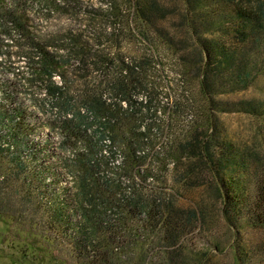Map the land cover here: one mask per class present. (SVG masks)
Here are the masks:
<instances>
[{
  "label": "trees",
  "instance_id": "16d2710c",
  "mask_svg": "<svg viewBox=\"0 0 264 264\" xmlns=\"http://www.w3.org/2000/svg\"><path fill=\"white\" fill-rule=\"evenodd\" d=\"M28 2L0 0V56L10 52L5 46H18L9 55L12 63L30 68L24 82H45L56 106L69 110L73 97L65 90L74 82H68L66 68L74 62L86 108L71 117L58 113L53 121L68 143L85 141L86 153L70 163L81 170L71 171L77 172L83 215L72 229L60 197H55L58 204L46 197L47 203L35 186L33 177L46 164L45 149L20 101L11 104L12 115L0 108L1 212L12 216L33 209L39 214L47 204L41 221L71 237L75 264H129L130 253L138 254V264H201L203 259H189L182 239L208 215L207 207L200 202L185 207L179 199L180 183L197 187L202 179L211 181L234 235L243 227L262 234L256 253L254 245H235L239 263L251 264L256 255L264 262V149L224 136L217 117L223 112L264 117V97L223 98L255 87L264 77V0H128V27L61 28L44 36L31 30ZM38 2L50 13L82 6L80 0ZM111 6L118 17L122 6L117 0ZM175 14L177 27H165ZM20 38L24 41L14 44ZM139 42L152 48L151 55L132 53ZM162 44L166 49L156 51ZM162 54L171 58L179 76L174 85ZM157 69L168 91L156 79ZM203 114L207 119L199 121ZM105 147L120 158L116 170L129 182L124 193L120 178L97 174L101 167L95 153ZM108 191L119 193L109 196Z\"/></svg>",
  "mask_w": 264,
  "mask_h": 264
},
{
  "label": "rangeland",
  "instance_id": "374dc122",
  "mask_svg": "<svg viewBox=\"0 0 264 264\" xmlns=\"http://www.w3.org/2000/svg\"><path fill=\"white\" fill-rule=\"evenodd\" d=\"M38 1L32 3L29 0L26 5L27 14L31 16V30L35 34L41 33L43 36L45 33L53 34L61 28L78 30L83 27H128L126 17L127 7L125 6L128 0H117L123 9L118 17L110 13L113 0H80L81 2L79 3H82V6L81 4L80 6L76 4L77 8L75 12L54 10L52 13L48 12V9ZM183 7L184 4L181 5V8ZM92 9L98 11H93ZM114 13L117 15L118 12L115 10ZM178 19L179 15L175 14L169 19L165 27H177ZM23 41L20 38L14 40V44L20 45L19 43ZM162 45L156 51L163 52L166 49V45ZM4 49L10 52L19 50L18 46H5ZM10 52H6V54L0 56V108L4 109L7 114L11 113L12 115L11 104L19 101L23 103L22 109L24 108L28 112V121L37 129L32 128V130H35L33 132L35 139L40 141L42 147L45 149V161L44 159L42 161L46 162V164L43 165L44 168L37 175L35 173L36 177L33 175L34 184L35 186H39L41 191L43 190L45 193L44 200L47 203L46 197L51 198V202L57 204L59 201L55 200V197H60L59 200L67 207L66 219L71 222L72 229H74L79 225L83 211L78 200L77 190H79V182L77 172H75V175L71 170H79L80 172L81 170L77 165L71 168L70 163H74L75 158L86 153L85 141H77L74 138L73 142L68 143L64 139L65 134H63L62 127L56 126V122L54 123L53 119L57 117L58 113L59 115L63 113L71 117L73 111L79 107L85 110L86 107L81 96L85 94V86H81L80 78H75L74 62L69 63L66 68V74L70 77L68 82H74V85L68 84L65 92L69 93L70 97H73L72 101H70L73 107L71 110H69L70 107L69 109H60V106L57 107L54 103L53 96L47 94L45 82H41L40 80L32 84H29V81L24 82V77L31 76V70L27 68L25 63L19 62L20 65L12 63L15 60L13 57L10 61ZM144 52L151 55L153 51L151 47L143 45L140 42L136 46H133V54L141 55ZM15 57L16 61H18L17 56ZM127 59L130 60L129 57ZM161 59L166 62V77L174 85V81L176 80L177 82L179 76L175 74L173 63L168 62L171 58L166 54H162ZM157 71L158 69L155 71L156 73L154 72L156 79L161 81L163 91H168L166 78L160 80L161 76ZM55 79L57 82L62 81L58 76H55ZM78 81L79 86L76 84ZM194 83L190 85H192V89L196 92L198 85ZM254 96L264 97V77L257 82L255 87L241 93H229L223 96V98L232 101ZM64 99L67 100L68 96L64 95ZM217 117L223 126L222 134L224 136L235 139L240 144L253 145L261 150L264 149V117L259 118L238 112H223L218 114ZM206 119L207 116L205 114L202 117L198 115L199 121ZM12 139L11 137L9 141ZM51 153L52 158L49 157ZM95 158L99 161L101 167L97 174L104 178L114 176L120 178L122 193L126 192L128 189L126 185L129 182L127 178L122 175L120 176L119 168L116 170V165H118L120 160L117 154H112L110 149L105 147L95 153ZM200 181L203 185L197 187L190 186L187 183H180L182 198L179 199V204L191 207L193 203L200 202L203 206L207 207L208 212V215L205 216L202 222L198 223L197 228L189 235V238L186 236L184 240L182 239L183 250L187 253L189 259L192 257L199 259V261L203 259L201 264H240L236 258L235 245L240 247L254 245L253 251L256 253L258 250L256 244L260 242L262 234L256 228L243 227L234 235L235 233L229 228L222 216L218 197L213 192L214 188L210 186L211 184L209 185L211 181L202 179ZM46 183L49 185H46ZM177 184V182L175 184L173 181V185L176 186ZM170 186L172 185H168L167 187ZM118 193V191L113 193L108 191L107 195L116 196ZM44 205L40 210H37L40 211L39 214H36L31 209L30 212L24 213L14 211L11 216L4 214L0 210V264L76 263V252L69 240L71 237H68L66 233L63 234L61 229L51 230L48 228L47 222L41 221L45 218L43 214L46 215V208L48 207L47 204ZM55 210L56 206L53 210L49 211V214H54ZM234 238H237V241ZM216 245H219V247ZM260 259L256 255L251 259V264L253 262V264H264V262L261 263ZM127 261L129 264L140 263L138 254L132 253L128 255Z\"/></svg>",
  "mask_w": 264,
  "mask_h": 264
}]
</instances>
